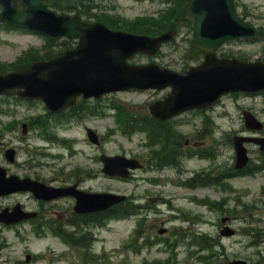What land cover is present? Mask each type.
<instances>
[{"label": "rangeland", "instance_id": "rangeland-1", "mask_svg": "<svg viewBox=\"0 0 264 264\" xmlns=\"http://www.w3.org/2000/svg\"><path fill=\"white\" fill-rule=\"evenodd\" d=\"M99 1V0H97ZM242 2L246 3L250 9L252 10V21L257 24L264 25V0H241ZM104 5H106V8L109 9L112 13L121 14L128 18H135L139 15H146V14H157L160 9L163 8V5L159 2H152V1H135V0H102L101 1ZM183 35L180 36V39H183ZM44 41L41 37L38 36H30L25 34H20L16 32L11 31H5L0 26V58L3 61H13L15 60L22 51L27 46L35 45L36 48L41 49ZM177 45H179L177 43ZM181 46V45H179ZM183 47V46H181ZM254 49V48H248ZM164 58L167 61H172L174 63V67H180L181 66V52L176 50V46L165 49ZM175 50V51H172ZM251 51V50H250ZM146 59H142V62H145ZM125 99L128 101H131L132 99L136 101L140 100H146L153 97L152 94H129L128 96L123 95ZM247 103L248 105L255 108V110L260 113L261 116L264 117V114H261L264 112V99L261 98L259 100L250 99L247 97H240L238 100L233 99L229 100V98L226 99V103L229 105V111H230V117H227L225 119H216V125L214 126L213 133L218 134L220 136L221 133H225L226 131H230V129L233 130H239L242 127V121L240 116V108H236V105L239 103V105H242V103ZM243 106V105H242ZM29 108L25 106H18L17 108V117H22L25 114L29 112ZM42 109H39L35 112L41 111ZM221 110V109H219ZM34 112V113H35ZM21 119V118H19ZM191 137L193 133L197 130L196 126L198 124V119L191 115ZM94 126H96L99 130H101L103 133H106L107 124H112L110 119L106 120H96L92 122ZM78 127V126H77ZM201 127V125L199 126ZM187 129V128H185ZM200 130H203V127L200 128ZM66 133V132H63ZM73 133L77 137L78 141H81L78 143V149L80 151L84 150L88 153H93V155H96L98 152L94 151L91 146H89L84 141V134L80 127L76 128ZM18 135H16L15 141L16 144L21 147L20 149V157L19 161L20 163H26L28 154L24 153V149L27 147L24 143L25 141L18 140ZM33 137V134H32ZM228 137V136H227ZM115 138H118L117 140H114ZM219 150H218V161L231 164L232 163V157H233V149L229 145L226 146L224 143L225 138L222 136L219 137ZM35 140V139H32ZM202 141V140H199ZM229 142V140H228ZM126 149V151L131 152H138L140 151L135 143H132L131 141L125 139L124 137H121L120 135L110 137L107 139V142L105 144V150L108 153H115L117 150ZM59 151V150H56ZM65 155H68L67 151L64 152ZM79 163H89V167L93 166V170L95 171V178L93 181H90L89 183H92L93 186L97 187L99 190H106L111 189L114 191H121L124 193H132L135 195H144L147 194V190H150V193L152 194V198L157 199L158 196H164V197H171L170 199L173 200L176 204L180 205L182 208L185 209H191V216L195 217L199 222L196 224L199 225V231L202 229L206 232L216 235L218 232V225L217 222L219 220V211L211 212L206 206L203 204H200L194 197H197L198 199H210L213 201H221L223 197V193L209 189L208 187H202L198 188L196 190H191V203L183 197H180L182 194H189L190 190L183 191L182 189H179L178 187L171 185L169 182L161 183L158 185L152 184L153 182H150L149 179H153L157 176L156 172H147V173H140L139 178L137 182L131 181V183H122L119 181H109L105 179L101 173L97 175V170L100 169V164H91L88 160L85 159L83 155H78L76 157ZM215 166L216 169H219V162L209 163L208 161L192 158L189 161V164L187 166L188 171H197L202 170L204 168L211 169V167ZM208 169V170H209ZM210 171V170H209ZM185 174H188L186 172ZM175 180H178L177 178H174ZM167 183V184H166ZM234 186L238 190H240V198L241 200L247 201L248 203H255L256 206L261 207V204L264 205V199L261 193L262 188L264 187V174H259L255 177H242L237 178L234 183ZM228 196L227 200L224 201V205L226 206H233L237 205L239 203L238 195L237 194H226ZM157 197V198H156ZM4 202V200H0V204ZM250 204V205H251ZM260 210V209H258ZM240 218L238 220H233L232 225L234 227H240L241 232L239 235L233 238H225L221 241L225 245V251L229 253V257L231 259L240 257L242 259H250L252 264L254 261L263 259L264 260V237L261 236V233H264V213H257L256 217L258 218L257 221L253 222H246L244 221L243 213L238 214ZM237 219V218H236ZM205 221H209L212 223L210 226L209 224H206ZM134 225L133 220H117L116 222H113L111 224L110 228H106L100 233V237H105L106 240L100 239V241L97 243V247L100 249L103 244H105V248L111 253V255L115 252V262L114 264H122L123 262L126 263V260L123 256V253L118 252L121 250V244L125 240L127 234L130 232L131 228ZM243 227H245L247 230L244 231ZM5 235V239H3L4 242H6V246L2 249V262L1 264H13L17 262L18 260H21L24 258V255L26 251L32 250L34 252L38 251H45L46 244L50 243L58 248H61V246L57 244H53L50 239H44V240H36L31 235H18L14 231L6 230L3 232ZM258 240L259 246H256L255 240ZM120 254V255H119ZM177 263L176 264H190L189 260H186L185 256L186 254L182 251H179L178 253H175ZM154 257V255H151L150 258ZM143 257L142 256H133L132 262L136 264H142L143 263ZM45 264V263H43ZM55 264H66L64 262H58Z\"/></svg>", "mask_w": 264, "mask_h": 264}, {"label": "water", "instance_id": "water-1", "mask_svg": "<svg viewBox=\"0 0 264 264\" xmlns=\"http://www.w3.org/2000/svg\"><path fill=\"white\" fill-rule=\"evenodd\" d=\"M230 0H194L192 9L195 13H204V10L211 8L213 6L219 5L223 2H227ZM230 7V4H229ZM114 55V53H113ZM117 53L112 57L114 58ZM91 63L87 64L81 69L80 78L86 81V85H84L81 89L88 90L93 82L101 76V73L98 71L95 61L90 59ZM93 61V62H92ZM56 76L58 77L61 85L59 87L60 91L63 93H73L77 91V87H75L76 81L75 78H70L66 75L65 71H58ZM147 77L149 75L147 74ZM233 84V83H232Z\"/></svg>", "mask_w": 264, "mask_h": 264}]
</instances>
